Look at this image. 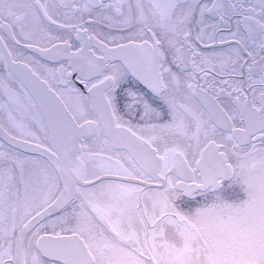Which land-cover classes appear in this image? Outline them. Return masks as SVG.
<instances>
[{
  "label": "snow or ice",
  "instance_id": "6c2138e0",
  "mask_svg": "<svg viewBox=\"0 0 264 264\" xmlns=\"http://www.w3.org/2000/svg\"><path fill=\"white\" fill-rule=\"evenodd\" d=\"M0 264H264V0H0Z\"/></svg>",
  "mask_w": 264,
  "mask_h": 264
}]
</instances>
